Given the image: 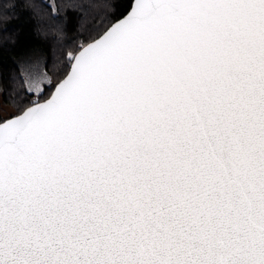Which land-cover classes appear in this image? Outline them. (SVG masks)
I'll return each mask as SVG.
<instances>
[{"label": "snow or ice", "instance_id": "obj_1", "mask_svg": "<svg viewBox=\"0 0 264 264\" xmlns=\"http://www.w3.org/2000/svg\"><path fill=\"white\" fill-rule=\"evenodd\" d=\"M93 31L56 81L0 74V264H264V0H128Z\"/></svg>", "mask_w": 264, "mask_h": 264}, {"label": "trees", "instance_id": "obj_2", "mask_svg": "<svg viewBox=\"0 0 264 264\" xmlns=\"http://www.w3.org/2000/svg\"><path fill=\"white\" fill-rule=\"evenodd\" d=\"M9 4L14 7H7ZM31 4L29 0H0V74L5 90L10 77L20 72L17 59L34 51L45 54L47 72L56 81V71L64 62L62 54L81 40L86 44L89 37L96 38L94 26L114 10L123 12L128 0H31ZM52 6L57 9L55 17ZM33 8L38 16L34 17ZM11 87L19 91L18 83Z\"/></svg>", "mask_w": 264, "mask_h": 264}, {"label": "rangeland", "instance_id": "obj_3", "mask_svg": "<svg viewBox=\"0 0 264 264\" xmlns=\"http://www.w3.org/2000/svg\"><path fill=\"white\" fill-rule=\"evenodd\" d=\"M46 56L43 52L41 51H34L31 54L28 55H24L21 56L17 59L18 63L20 64V67L24 66L26 62H32L33 64L37 63L39 61V63L41 64V66L43 65V61L45 60ZM48 77H50V75L47 72ZM51 78V77H50ZM46 85V83L43 85V87ZM42 85L37 83L36 85L33 86V91L36 92L39 90V88ZM0 103L3 104V107L6 111H15V109L8 103L3 102L2 98H0Z\"/></svg>", "mask_w": 264, "mask_h": 264}]
</instances>
